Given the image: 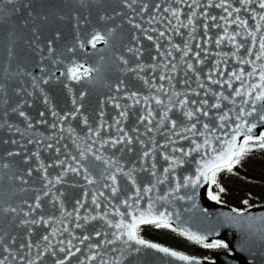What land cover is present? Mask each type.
<instances>
[{"label": "snow or ice", "instance_id": "6c2138e0", "mask_svg": "<svg viewBox=\"0 0 264 264\" xmlns=\"http://www.w3.org/2000/svg\"><path fill=\"white\" fill-rule=\"evenodd\" d=\"M31 2L0 0V17L28 9L32 24L22 57L15 25L0 39V264H214L145 227L216 250L227 226L264 249L249 199L215 218L197 202L223 204L221 173L264 151V0H74L103 24L55 14L71 41L44 39ZM81 83L103 86L91 108Z\"/></svg>", "mask_w": 264, "mask_h": 264}, {"label": "water", "instance_id": "95a60500", "mask_svg": "<svg viewBox=\"0 0 264 264\" xmlns=\"http://www.w3.org/2000/svg\"><path fill=\"white\" fill-rule=\"evenodd\" d=\"M115 4V0H102V5L104 9L110 11L108 5ZM30 9L34 14L40 13L48 15L50 24L41 28L43 33V38L47 39L51 36L56 30L61 31L64 34L66 41H71L72 39V21L71 19H66L65 21L54 20L55 14L59 13L60 15L72 16L73 14L80 13L89 14V19L93 26H102L103 22L98 20L99 12L102 10L99 6L92 5L87 9L81 8L74 0H32L30 4ZM28 9H22L21 12L16 14H9L3 17H0V39L3 38L4 33L11 28L16 26V32L19 37L17 41L16 48L20 52L21 57L24 55V40L30 36L29 29L32 27L30 18L27 17ZM23 20H29L27 27H24L22 24ZM111 23V22H110ZM230 47V46H229ZM227 50V49H225ZM104 55V53H101ZM4 59V47L3 44H0V64L3 63ZM96 59V58H92ZM113 76H109V79H113ZM87 90L91 95L86 96L87 106L89 108L93 107L96 103V99L104 91L102 84L92 85L87 83L75 84L73 85V91L77 92L80 90ZM51 94L57 99V101L63 106L65 102V90H62L60 87H54ZM37 108L30 109L34 118L37 117ZM261 131L260 128L256 129L257 134ZM2 135V133H0ZM8 146H0V152H3L4 148ZM187 167V166H186ZM207 187V186H205ZM76 192L75 189L69 188L68 194L74 195ZM200 195L197 198V202L201 207L207 208L212 214L213 218L220 216L222 213L230 212L231 208L226 207L225 205H217L214 202L208 201L206 195H204V189L199 190ZM24 193H20L14 197L13 200H19L24 197ZM261 212H264V207L258 209H251L253 215H259ZM192 231H198L201 234L207 230V226H200L197 224L190 225ZM218 231L221 232V236L217 237L212 235L209 239H224L229 243V250L233 254H217L214 256V264H264V249L259 245L255 244L252 240L242 239L240 234L235 231L233 228L218 227ZM146 264H151L152 256L145 257ZM177 264H182V262H177ZM206 264L208 262L206 261Z\"/></svg>", "mask_w": 264, "mask_h": 264}, {"label": "rangeland", "instance_id": "374dc122", "mask_svg": "<svg viewBox=\"0 0 264 264\" xmlns=\"http://www.w3.org/2000/svg\"><path fill=\"white\" fill-rule=\"evenodd\" d=\"M256 155H258V151H256ZM256 155H254V152L252 153V157H254L253 161H252V157H250V160L252 161L250 165H252V167H250V165H248V169H246V168L244 169V167H245V165H244L243 169L241 170L242 173H240V171L238 172V177H240V179H236V185H234V191H232V193L228 192V191H230V183H232V177L234 175H232V174L228 175V173H226V174H224V177H221L222 185L223 186L226 185V187H225L226 192L222 196L223 203H224V199H225V201H227L230 205L233 204V205H236V208L240 207L243 209L244 207H242V205H243L242 201L245 199H249L250 205H253L254 207L264 205V202H262V197H264V191H262V189H260V187H258V189H260V191H262V197L260 198V202L256 201L254 198L250 197V195L252 193H254V191H256V181H254V183H252V179H254V177H256V175H260V173H262V168H264V160H262V157H264V155L262 154V157H258V158H256ZM249 156H247V157H249ZM245 159L242 161V163L245 161ZM252 168L254 169V171H252ZM244 171H246V175H248V177H250V171H252V177H250V183H248V177H244ZM254 173L256 175H254ZM262 175H263V173H262ZM226 179H228V181H226ZM242 179H244V183H242ZM238 183H240V185H242V191H244V189H246V187H248V185H254V187H248V189H246V191H252V193L250 195H248V193H246V191H244V193H246V195H244V193H242V191H240V187H238ZM246 183H248V185H246ZM236 191H240V195H238V193H236ZM242 195H244V196H242ZM256 197H258V193H256Z\"/></svg>", "mask_w": 264, "mask_h": 264}, {"label": "trees", "instance_id": "16d2710c", "mask_svg": "<svg viewBox=\"0 0 264 264\" xmlns=\"http://www.w3.org/2000/svg\"><path fill=\"white\" fill-rule=\"evenodd\" d=\"M248 165H250L249 162L246 164V167ZM246 185H248V183H246ZM142 233L143 237L147 240L159 243L163 246L195 257H207L208 259H211L214 254L226 251L223 248L207 251L206 249L201 248L199 245L193 244L187 241L185 238L179 237L175 233H172L166 229H155L151 227L150 229H144Z\"/></svg>", "mask_w": 264, "mask_h": 264}, {"label": "flooded vegetation", "instance_id": "af4514ba", "mask_svg": "<svg viewBox=\"0 0 264 264\" xmlns=\"http://www.w3.org/2000/svg\"><path fill=\"white\" fill-rule=\"evenodd\" d=\"M262 154L264 155V151H261V157ZM262 160H264V157H262ZM252 167V166H250ZM248 169V166H247ZM252 170H254L252 168ZM264 168H262V173H260V175H256V177H254V179H252V183H254V181H256V191H254L253 196L260 202V198L262 197V191H264ZM245 176L244 177H248V175H246V171H244ZM236 178H233L234 180L236 179H240L238 178V176H235ZM250 177H252V174H250ZM250 177H248V179L250 180ZM254 187V185H253ZM258 187H260V189H262V191H260V189H258ZM256 193H258V197H256ZM262 202H264V197H262Z\"/></svg>", "mask_w": 264, "mask_h": 264}]
</instances>
